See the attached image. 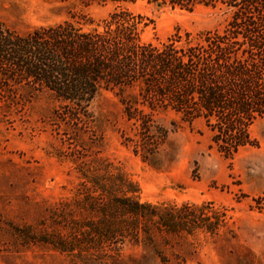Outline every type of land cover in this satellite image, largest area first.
Masks as SVG:
<instances>
[{"label":"rangeland","instance_id":"rangeland-1","mask_svg":"<svg viewBox=\"0 0 264 264\" xmlns=\"http://www.w3.org/2000/svg\"><path fill=\"white\" fill-rule=\"evenodd\" d=\"M124 6L142 17L141 37L153 42L175 31L194 35L219 28L226 18L204 5ZM113 8L0 0V22L24 33L64 19L68 9L99 22ZM9 88L0 95V264H264V117L249 128L256 144L228 158L213 146L202 119L158 113L154 120L166 138L143 161L126 141L134 126L116 90H101L88 120L76 121L57 115L63 106L46 90L32 93L24 82ZM115 175L130 183L139 202L183 211L197 207L202 225L214 222L218 228L144 231L142 223L136 236H109L113 220L96 205L124 197L113 186Z\"/></svg>","mask_w":264,"mask_h":264},{"label":"trees","instance_id":"trees-1","mask_svg":"<svg viewBox=\"0 0 264 264\" xmlns=\"http://www.w3.org/2000/svg\"><path fill=\"white\" fill-rule=\"evenodd\" d=\"M46 1L114 8L99 22L68 9L64 19L24 33L0 22V95L24 82L32 93L48 91L63 106L59 117L87 121L99 92L116 90L123 115L134 126L126 141L143 161H150L165 141L167 131L154 117L167 111L187 122L202 119L224 157L256 144L249 128L264 117V0ZM136 1L186 10L210 6L226 18L219 28L194 35L175 31L163 41H145L142 17L124 6ZM121 181L127 182L120 175L113 177V186L124 197H112L109 206L96 205L113 220L109 236H136L142 225L144 231L154 226L165 232L204 226L210 233L219 226L202 225L197 207L183 211L141 203L130 183Z\"/></svg>","mask_w":264,"mask_h":264}]
</instances>
